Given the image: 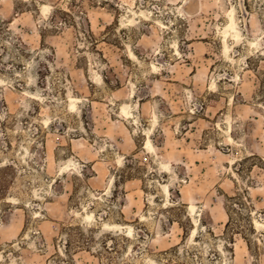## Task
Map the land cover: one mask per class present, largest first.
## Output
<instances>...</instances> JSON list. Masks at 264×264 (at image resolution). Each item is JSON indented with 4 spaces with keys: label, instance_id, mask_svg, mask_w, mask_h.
Here are the masks:
<instances>
[{
    "label": "rangeland",
    "instance_id": "1",
    "mask_svg": "<svg viewBox=\"0 0 264 264\" xmlns=\"http://www.w3.org/2000/svg\"><path fill=\"white\" fill-rule=\"evenodd\" d=\"M0 264H264V0H0Z\"/></svg>",
    "mask_w": 264,
    "mask_h": 264
},
{
    "label": "bare ground",
    "instance_id": "2",
    "mask_svg": "<svg viewBox=\"0 0 264 264\" xmlns=\"http://www.w3.org/2000/svg\"><path fill=\"white\" fill-rule=\"evenodd\" d=\"M232 15H233V12H232ZM231 17V16H230ZM231 18H233V16L231 17ZM233 24H230V26H232ZM233 26H235V22H234V25ZM233 28V27H232ZM235 29V28H234ZM233 30V29H232ZM236 30V29H235ZM234 30V31H235ZM152 145V143H151V140L149 139V141L147 142V146L148 147H150ZM170 192V191H169ZM168 194H170V193H168ZM260 223V222H259ZM258 222H257V225L259 224ZM261 224V223H260ZM194 232H196V231H194Z\"/></svg>",
    "mask_w": 264,
    "mask_h": 264
}]
</instances>
